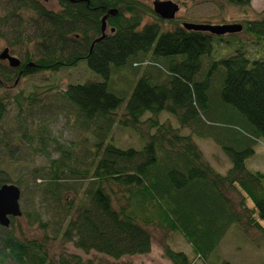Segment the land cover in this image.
<instances>
[{"label":"trees","instance_id":"trees-1","mask_svg":"<svg viewBox=\"0 0 264 264\" xmlns=\"http://www.w3.org/2000/svg\"><path fill=\"white\" fill-rule=\"evenodd\" d=\"M56 1L61 7L58 12L47 9L44 0H7L14 10L38 16L34 40L49 52L36 60L29 57L16 69L0 63V189L16 181L9 169L26 162L28 155H20L19 149L22 143L29 145L35 156L47 158L50 164L30 167L41 193L60 204L68 190L77 197L83 191L78 204L65 200L62 237L86 253L95 251L115 261L149 253L153 236L148 227L154 225L181 234L195 258L206 264L233 226L256 230L264 238V174L250 171L247 165L256 155L257 143L264 140V58L249 59L241 43L230 58L217 62L212 58L198 80L214 44H237V34L226 40L185 30L184 24L161 20L139 0ZM225 1L244 13L252 9V0ZM7 2L0 0V5ZM106 15L110 32L95 42L103 35L101 20ZM260 16L246 21L242 32L263 47L264 12ZM146 18L154 22L145 23ZM0 19L11 25L8 16ZM166 23L175 27L164 31ZM12 25L16 33L24 27ZM82 62L100 80L72 83L55 93L59 107L75 110L77 120L84 121L81 126L92 127L96 165L93 161L87 168L78 166L73 145L52 139L45 123L32 133L23 123L21 104H17L16 120L20 136L9 131L1 134L6 130L9 101L18 103L13 89L19 78L76 68ZM140 67L146 69L136 81L126 90L116 89L115 74ZM37 99L36 95L28 98L32 104ZM120 108L125 114L119 123L140 138L139 150L116 147L110 140ZM162 113L174 116L180 127L161 122ZM183 129H191V134L184 135ZM195 136L221 148L232 166L226 175L208 163ZM50 148L59 157L52 159ZM69 179L81 187L67 184ZM35 218L43 223L40 216ZM19 220L12 219L9 228L0 225V264H110L78 257L52 260L46 242L25 239L16 229ZM42 227L47 229L46 224ZM163 252L172 264H193L190 255L169 245L163 246Z\"/></svg>","mask_w":264,"mask_h":264},{"label":"rangeland","instance_id":"rangeland-1","mask_svg":"<svg viewBox=\"0 0 264 264\" xmlns=\"http://www.w3.org/2000/svg\"><path fill=\"white\" fill-rule=\"evenodd\" d=\"M5 1V0H3ZM156 0H139L142 4H146L152 8ZM166 1V0H159ZM178 3L180 11L176 15L175 23L178 24H211V25H243L246 21L260 19V14L264 12V0H252V9L248 13L242 10H237L235 7L228 4L225 0H171ZM7 2V0H6ZM47 9L58 12L61 10L60 4L56 0H44ZM15 7L8 5V2L0 5V18L8 16L11 18V25L8 26L0 19V54L6 49L10 50V55L16 59H20L22 63L27 62L30 58L34 60L43 53L49 52L36 43V35L40 27L38 16L30 11L18 12L14 10ZM16 16H10V14ZM145 23L154 22L150 18L145 19ZM17 27H23L21 32L14 31ZM175 25L162 24L164 31L172 30ZM110 28L107 25L105 33L109 34ZM231 35V34H230ZM227 36V37H226ZM225 39L230 40L229 35ZM35 38V40H34ZM237 44H227L225 42H217L214 44V51L209 57L204 58V65L202 73L198 80L206 74V70L214 61H219L221 58H230L235 54L237 45L243 44L248 53V58L253 60L256 58H264V46H259L254 43L253 39L241 32L237 34ZM151 62V59H146ZM1 66L7 69H12L8 61L0 60ZM146 68L140 67V70L133 71L128 68L119 71L113 78V85L118 90H126L127 85L136 81ZM99 81V77L89 70L84 62L79 64L76 68L61 69L58 72H40L29 78L17 80L16 86L13 89L14 95H18V103L9 101L7 114L4 118V126L6 130H1V134L9 131L15 137H19L20 133L17 129L16 123L19 109L17 104H21L23 114V123H25L32 133L36 134V127L45 123V129L49 132L52 139L63 145L75 148L76 163L81 168H87L93 161L96 160L94 154V135L92 127L83 128L81 124L83 120H77V112L71 110L69 107H59L58 94L55 92L66 90V87L72 83H80L86 81ZM214 85L218 86L216 76L214 77ZM3 93L0 92V96ZM33 95L37 96L38 103L32 104L28 98ZM125 109L120 108L116 111V118L118 123L113 127L111 134V141L116 147L122 149L133 148L139 150L142 146L140 138L131 129L123 127L119 122L123 119ZM149 117V116H147ZM160 121L163 123H171L172 126L179 128V124L174 116L167 113L160 115ZM145 131L148 128L143 127ZM191 129H183L184 135H190ZM152 133L154 131H151ZM194 141L200 147L203 156L208 163L221 175H226V172L232 167L231 163L219 146H217L210 139H199L194 137ZM49 153H53V149H49ZM20 155H28L26 162L19 163L17 167L9 169V175L14 180V185L21 190L20 208L22 209V217L16 224V229L21 231L23 237L26 239H40L47 243L50 249L52 260L59 261V258L73 259L74 257L82 258L85 261L95 260L109 262L110 264H172L170 260L165 257L163 246L169 245L174 251H182L190 255L193 264H206L197 260L192 252L191 246L179 233L164 232L156 225L148 227L153 236L152 249L149 253L144 255L125 256L121 260H114L105 255H101L95 251L86 253L82 249L75 247L73 242H66L62 237L66 230V222L63 221L65 213L63 209L65 200L70 199L74 205L78 204L79 199L83 197L82 189L77 194L74 191L68 190L62 194L61 203L58 204L52 197L41 193L38 189L33 175L30 174V167H48L49 161L43 156H35L29 145L22 143L19 149ZM255 156L247 161L248 169L253 172L261 171L264 174V140L259 141L255 148ZM59 157L57 153H53L52 159ZM27 165V167H26ZM96 165V162H95ZM77 188V184L73 179H69L68 183ZM84 184V183H83ZM77 185V186H76ZM81 186H78V188ZM84 187V186H83ZM243 197V196H242ZM237 201L241 200V196L233 195ZM248 207H252V202L248 199L246 201ZM29 213L30 216L25 215ZM36 216L42 218V224H46V228L42 227ZM264 225V222H263ZM219 247L215 254L210 258L207 264H262L264 257V238L262 234L256 230L246 231L242 228L233 226L229 233L221 240Z\"/></svg>","mask_w":264,"mask_h":264},{"label":"water","instance_id":"water-1","mask_svg":"<svg viewBox=\"0 0 264 264\" xmlns=\"http://www.w3.org/2000/svg\"><path fill=\"white\" fill-rule=\"evenodd\" d=\"M73 2V0H71ZM152 10L161 20L175 21L176 14L180 11L178 3H174L171 0L159 1L156 0L153 3ZM108 15L103 17L102 23V37L97 39L95 42L101 41L106 37V20ZM185 30L194 32H207L216 37L226 36L232 34H239L243 31L244 27L240 24H230V25H205V24H192L187 23L183 25ZM0 60L8 61L9 66L13 69L18 68L21 65L20 59L10 55V50L6 49L2 54H0ZM21 200V190L16 185L5 184L0 189V225L4 228H9L12 219L22 217V209L20 208Z\"/></svg>","mask_w":264,"mask_h":264}]
</instances>
